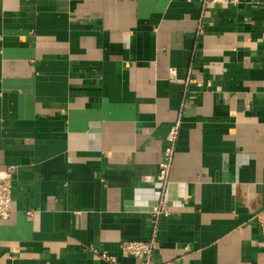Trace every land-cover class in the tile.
Listing matches in <instances>:
<instances>
[{
	"label": "crops",
	"instance_id": "crops-1",
	"mask_svg": "<svg viewBox=\"0 0 264 264\" xmlns=\"http://www.w3.org/2000/svg\"><path fill=\"white\" fill-rule=\"evenodd\" d=\"M11 165L0 264H264V0H0Z\"/></svg>",
	"mask_w": 264,
	"mask_h": 264
},
{
	"label": "built area",
	"instance_id": "built-area-1",
	"mask_svg": "<svg viewBox=\"0 0 264 264\" xmlns=\"http://www.w3.org/2000/svg\"><path fill=\"white\" fill-rule=\"evenodd\" d=\"M202 6H206L214 1H230V0H197ZM172 74L176 76V71L171 70ZM182 124V118L179 117L173 122L168 132V146L164 150V159L160 163V170L158 173V179L160 181V196L156 202L153 210V221L155 227L158 224L159 218L162 214L169 211V201L167 198V187L170 182L169 174L172 167V162L176 150V144L178 142L180 128ZM16 166L11 165L9 168L0 171V219H7L11 216L13 211V199H14V184L13 177ZM122 252L124 255H133L142 257L144 260L141 264H152L151 256L154 248V241H132L124 240L121 243ZM105 257L114 260L113 256L104 254Z\"/></svg>",
	"mask_w": 264,
	"mask_h": 264
}]
</instances>
